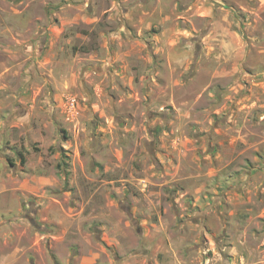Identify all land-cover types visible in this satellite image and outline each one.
Masks as SVG:
<instances>
[{
	"label": "rangeland",
	"instance_id": "rangeland-1",
	"mask_svg": "<svg viewBox=\"0 0 264 264\" xmlns=\"http://www.w3.org/2000/svg\"><path fill=\"white\" fill-rule=\"evenodd\" d=\"M0 264H264V0H0Z\"/></svg>",
	"mask_w": 264,
	"mask_h": 264
},
{
	"label": "clouds",
	"instance_id": "clouds-1",
	"mask_svg": "<svg viewBox=\"0 0 264 264\" xmlns=\"http://www.w3.org/2000/svg\"><path fill=\"white\" fill-rule=\"evenodd\" d=\"M190 36H195V33L189 34ZM196 39L198 40L199 37L196 36ZM168 40H174L176 47H168ZM164 47L161 49H157V51L164 53L169 56L170 59V66H171V72L176 73L175 81L170 83L169 88L172 90L173 94L176 92H179L180 95L176 96L177 103H180L183 92L186 88L185 85L179 83V76L182 74L183 71H186L187 64L191 63L192 61V43L189 42L186 47H180V41L178 37H175L170 33V30L166 31L165 36L163 38ZM177 56L182 57V60H178ZM225 59V55L223 52H220L218 54H213L212 60L213 63L215 62H223ZM227 59L232 60L234 63V67L232 68L230 75H234L237 72H239V54L233 55L231 57H227ZM219 66V64H217ZM165 78H168V73H165ZM234 87L236 89H239L241 87L239 78L236 81H233ZM162 94H167V90H162ZM82 100H86V97L81 96ZM166 102V101H165ZM181 107H188L187 104H181ZM163 110V109H161ZM179 110V109H178ZM190 110V109H189ZM89 115L81 111L79 114V119H73L71 116L67 117V122L69 125L76 124L77 128L76 131L80 133L83 136V139L79 142L80 146L83 148L89 141H88V133L85 132V124L87 120L89 119ZM109 119H111V116L109 114ZM26 123V121H24ZM161 123H163L161 121ZM147 136H144V139H147ZM68 146L71 147V143H68Z\"/></svg>",
	"mask_w": 264,
	"mask_h": 264
}]
</instances>
